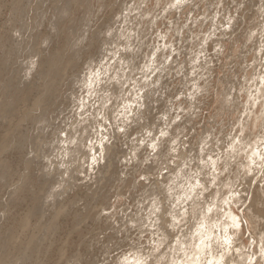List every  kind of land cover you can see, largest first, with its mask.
Segmentation results:
<instances>
[{"label":"rangeland","instance_id":"374dc122","mask_svg":"<svg viewBox=\"0 0 264 264\" xmlns=\"http://www.w3.org/2000/svg\"><path fill=\"white\" fill-rule=\"evenodd\" d=\"M171 1L0 0V264H112L113 253L130 241L151 237L152 243H159L164 232L161 220L157 218V226L151 224L156 220L155 212L159 213L157 207L173 199L166 198L167 189L176 186L170 191L175 193L185 176L212 178L201 167L205 160L194 158L198 147L214 160L220 157L213 174L215 183L220 184V194L227 192L234 198L229 200V208L240 232L232 244L240 248L234 250L250 257L246 264H259L258 255L254 259L250 252L256 251L259 240L264 243V238L256 240L254 236H264V217L257 219V226L250 212L245 215L248 211L240 206V193L234 191L237 192L238 173L243 170L241 157L247 163L238 146L264 143L255 131L264 129L261 96L253 92V87L247 90L259 67L257 54L264 50V0H185L179 9L171 6ZM124 15L127 22L122 23ZM211 21L216 27L210 28ZM226 21L230 25L224 28ZM222 31L225 35H221ZM122 32L124 35L117 41ZM126 36L128 49L123 45ZM202 37L207 38L203 47L197 45ZM151 46H160L157 53L165 52L168 58L164 64L154 63L157 68L148 70L151 74L144 79L136 65ZM119 50L123 56H130L128 68L123 71L125 78L114 76V80L102 82V90L111 89L108 93L88 95L87 86L80 81L105 54L109 57ZM192 56H198L192 64L194 73L185 77L186 61ZM202 62H208L204 70ZM115 72L118 70L110 73L112 78ZM58 73L60 81L54 82ZM158 74L159 81L152 84ZM189 78L197 81L187 83ZM20 81L27 85L19 86ZM140 82L147 87L135 96L141 106L131 103L133 108L139 106L137 112L128 114L129 120L116 117L115 126L105 123L109 131L105 143L115 144L118 153L111 176H105L101 167L106 160L101 157V161L99 155L92 167L85 163L86 159L75 158L72 175L61 174L67 165L58 162L87 150L95 131L90 127L89 114L79 105L91 101L97 108L102 103L100 99L108 94L109 102L103 107L109 106L105 108L110 116H116L113 111L119 98L113 85L118 84L121 91L130 89L127 95L132 97L136 90L133 86ZM195 83L198 87L188 91V95L193 93L188 97L185 90ZM228 92L231 95L223 97ZM235 93L239 99H233ZM224 98L235 106L224 107ZM247 101L251 111H243ZM162 123L167 125L165 134L149 143V137ZM80 127H86L83 134L87 141L78 145L82 135H76L77 145H72L68 133ZM105 129L102 127L103 132ZM60 138L68 139L61 144ZM230 141L235 144L232 153L228 148L223 150ZM177 149L175 158L168 155ZM233 153L237 157H232ZM166 166L173 169V175L166 174ZM178 170L185 176L173 179L175 184L168 181L158 185L163 177L171 178ZM48 171L58 175L52 180ZM213 188L216 187L203 191L201 198ZM186 204L180 206L188 213L190 206ZM216 207L212 206L214 213L221 211ZM187 213L184 220L180 217L181 222L167 230L185 232L190 222ZM143 219L148 220L145 225ZM136 259L130 254L123 256L121 264H133Z\"/></svg>","mask_w":264,"mask_h":264},{"label":"bare ground","instance_id":"6f19581e","mask_svg":"<svg viewBox=\"0 0 264 264\" xmlns=\"http://www.w3.org/2000/svg\"><path fill=\"white\" fill-rule=\"evenodd\" d=\"M184 1L185 0H172L171 2H169V4H171V6H175V8L179 9L181 4H182V2H184ZM227 21L223 23L222 27L225 28V27L230 25V23L227 22ZM124 22H127L125 15H124V17L122 19V23H124ZM212 26L216 27L214 25L213 21H211V27L210 28H212ZM210 28H209V30H211ZM212 31H213V29H212ZM123 35H124L123 32H122V34L117 35V37H116L117 41ZM221 35H225V31H222ZM114 40H115V38H114ZM205 40H207V38L202 37L198 41L197 45H200V46L203 47V44H204ZM123 43H124L123 45L125 46V48L128 49L129 48V37H127V39H125V42H123ZM216 43H217V41H216ZM216 43H215V46H216ZM112 45H113V43H112ZM163 45H164V43H163ZM159 48H160V46H153L148 53H146V54H144L142 56V60L137 63L136 68L140 71V74H141L140 77L141 78L147 79L149 77V75L151 74L150 73L151 71L148 72V70L151 69L153 71L155 68H157V66L153 65L154 63H158L159 65L165 63V60L168 58V56L167 57L165 56V55H167L165 52H159V54H158L157 50H159ZM203 50H205V49L203 48ZM214 52H215V50H214ZM258 54H257V61H258L259 67L258 68L256 67L257 70H256V72L254 71L255 74L252 72L254 74L255 78L251 79V81L253 83L251 85H249L248 88L247 87L246 88H247L248 91H250V88L253 87L254 88L253 92H258L259 96H262V95H264V88H261L264 85V63L262 64L261 61L264 62V50L262 52L260 51V53H258ZM129 57L130 56H126V55L123 56V54L119 50L118 52L114 51L112 53V55L109 56V57L105 54L102 58H100V60L97 62L96 67H94V69L92 71H90L83 80L80 81V82H83V84H85L87 86L86 93H88V95H91L92 93L95 94V92L103 91L105 93H108L109 91H111V89L102 90L103 89L102 82H106V80H108L110 78L114 80V76L117 79H120L122 77L125 78V74H124L123 71L126 68H128L129 64L127 63V60H128ZM154 57H156V58L154 59ZM197 60H198V56H196V57L192 56V58L187 59V61H186L187 68H186V70L184 72V76L185 77L190 76L191 74L194 73L193 70H194L195 66H193L192 64L196 63ZM112 61L115 64L118 63V66L113 64ZM254 61H256V59ZM120 62H123L124 65L121 64ZM141 63H142V65H141ZM207 63L206 62H202L200 64L202 70L206 69ZM36 64H37V61L34 62V63H31V66L32 65H36ZM255 66H256V64H255ZM164 68H161V71L164 70ZM116 69L118 70V73L115 72V75H113V78H112L110 73H113V71L116 70ZM171 69H174V68H171ZM27 74L28 73H26V75ZM159 77H160V74L156 75L155 78L152 80V84L157 83L159 81ZM53 81L54 82L60 81V74L59 73L54 77ZM194 81H197V78L196 79H194V78L190 79L189 78L187 80V83L188 82H194ZM23 82L24 81H20L19 82V86L22 87V86H26L27 85V83H23ZM143 84H141V82H140V84L136 83L133 86V87H136V90H135V92H133L132 97L127 95V92L131 91L130 89H128L127 92L126 91H121V88L118 86V84H114L113 85L112 88L115 89L116 94L118 95V98H119V100H117V103H116V108L113 111L114 114H116V116H113V117H111L110 114L108 113V110H106V108L107 107L109 108V106H107V107L105 106L106 108L103 107L104 104L109 102L110 98H108V96H109L108 94L106 96H104L103 99H100V101H102V103L97 108L94 107L95 102H94V104L91 105V101H90V103L88 102L86 104L79 105L80 107H82L84 109L83 110L84 113H88L89 114V117L91 118L90 120L88 119V121L91 122V126H90V124H89V126L91 127V129H95V131L91 135V138L90 139L88 138L89 139V143H90V144H87V146H88L87 148L88 149L83 151V152L80 151L81 155H79L77 157L73 156L72 159H69V158L66 159V157H64L65 159L63 161H61V163L57 161L58 164H60V165L61 164L62 165H67V167H65L62 170L61 174L64 173L66 175L68 173L67 175H69V173H71V175H72L71 171H73L74 168L71 167V165H72L73 162H76L75 161L76 159H78L79 161H83L84 159H86L85 163L89 164L92 167V165L96 164V161L98 160L96 155H99L100 159H101V157H103L106 160V163H105L104 167H101V168L104 169V170L103 169L102 170L104 171L105 176H107L110 173H112V171H113L112 169L114 168V164L116 162L115 159H117L118 153L116 155L115 144L106 145V143H105L106 142L105 137H107V132H109V131H108V125L105 124L104 120L101 119V116L103 114L104 118L107 120V123L108 122L110 123L109 126L110 125H114L115 126V122H118V119L115 120L116 117L125 118L126 120L131 119V117H127V115L131 114V113H136L137 110L139 109V106H141V101L138 98H136L135 96H137V92H140L142 89L147 87L146 84L145 85H143ZM197 87H198V84H196V83L193 84L192 88L191 87H187V89L185 90V94L188 97H192L193 93L188 95L187 92L188 91L194 92V88H197ZM242 87H243V85H242ZM239 89H240L239 87L236 88V90H238V91H239ZM222 95H223V97H228L229 95H231V93L228 92V93L222 94ZM110 96H111V94H110ZM232 96H233L234 100L235 99H239L237 93L232 94ZM141 97L142 96H140V98ZM86 98H88V97H86ZM256 98H258V97H256ZM131 103L136 104V105L139 104V106H136L135 108H133L131 106ZM222 104H223L224 107H226V106L229 107V105L235 106L234 105L235 103L233 104L230 100H227L226 98H224V101L222 102ZM236 105H237V103H236ZM248 105H249V101L243 103V105H242L243 111H251V108ZM253 106L256 107V104L255 105L253 104ZM253 106H251V107H253ZM257 106H258V104H257ZM252 111H254V108L252 109ZM79 115H81V114H79ZM0 116H1V114H0ZM261 117H263V119H264V109H262V108H261ZM173 118H175V117H173ZM21 119H23V118H21ZM111 120H112V123L110 122ZM121 122L123 124H125V122H123V121H121ZM83 123H85V122H83ZM248 123H249V120H247L246 124H248ZM126 125H127V123H126ZM165 125H166L165 123H162L161 125H159L160 129L157 130L158 129L157 128L156 131L154 132V134L151 137H149V140H150V141L148 140L149 143L151 141L155 142V141H158V140L161 139V136H163L165 134V131H166L165 128H164ZM78 127H79V125H78ZM102 127H104V128L107 127V129H105V132L102 131ZM85 128L86 127H80L79 129H76V130L74 129V130H72L71 132L68 133V135L69 134L71 135L70 138H72V139H71L70 143H72V145H75V146L77 145V139H78L77 136L80 135V134L82 136L78 139V145H80V144L81 145H85V143L87 141L86 136L83 134L84 131H85ZM71 129H73V127ZM111 130H112V128H111ZM78 132H79V134H77ZM110 134H112V132H110ZM60 139L61 140H59V143L62 144L68 138H66V139L65 138H60ZM111 139H112V137H111ZM69 141H70V139H69ZM258 142H260V141H257V143ZM67 143H69V142H67ZM248 146H249V148H247ZM234 147H235V144H233V141H230V142H227V144L223 147V150H224V148H226V149L228 148V149L231 150L230 152L232 153ZM238 148H239V150L244 151V155H246V157H247L246 158L247 159L246 165H247L248 172L251 173L252 170L255 169L257 171V176L258 177H259V175L264 174V155L261 154L260 145H258V144L251 145L250 143H246L242 147L238 146ZM68 149H69V147H68ZM8 151H9V149H8ZM63 151H64V149H63ZM73 152L76 153V148L73 150ZM201 152H202V148L201 147H198L197 149H195L194 158H196V160H199V161L205 160V164L203 166H201V167L204 169V174L206 176L210 175L212 178H207V179H203L202 178L201 179L198 176H195L192 179H188V176H185L184 172H182L181 170H178V171L175 172V174L173 176L174 178L171 177V176H170L171 178H169V177L167 178V176H165L166 178L163 177L161 182L158 184L159 186H161L163 183H166L168 181L170 182L173 179L177 180V179H179V177L185 176V179L183 180V183H181L182 184L181 187L178 188V190L175 193L174 192L172 193L170 191L173 190L176 186H172V188H168L167 189L168 195H167L166 198L169 197V198H171V199L173 198V199L166 206L163 207V205H161L162 207L159 208V209L157 207V210H159V213L154 211L156 213V214H154L156 220H153L151 218L153 220V223H152L153 225L151 224V226H157V224H155V222H157V218L158 217L161 220V223L163 225L161 229L164 230L163 234L161 235L163 237V239H167V238H165L168 235V233L166 232V229H169L171 226H173V227L176 226V224H177L176 222H181V221H179L180 217L183 218V220H184L185 215H186L187 212H183V209L185 207L184 206L181 207L180 205L181 204L185 205V203H187L186 205L190 206V210L189 211L187 210L188 211L187 215L190 216L189 217L190 222L188 223L189 226H188L187 230H185V232H183V233L182 232H177L176 230H174L175 238H174V241H173V243L171 245L169 254H168V256L165 259V264H171L172 261H176V264H184L185 260H187L189 262V264H225L226 259L231 260L232 264H246V262L248 261V259L250 257L248 258L244 254L239 253V251L234 250L236 247L240 248L239 247L240 245L239 246L235 245L234 247L232 246L233 242H235L238 239L239 233H240L238 231V228H237V221L233 218L234 216L232 214V211L229 208V205L232 203L231 202L229 204V200L233 201L234 198L230 197V195L229 196L226 195L227 192L220 194L219 189H217V186L220 185V184L219 183H215V175L213 174V171L215 170L216 165L219 164L220 157H219V159L216 158L214 160L209 154H202ZM80 153H78V154H80ZM71 155H72V153H71ZM128 156H129V154H128ZM233 156L237 157V155H235L234 153L232 154V157ZM124 158H125V156H124ZM102 160L104 161V159H101V161ZM82 163H84V162H81V164ZM87 164H86V166H87ZM98 165H99V163H98ZM256 165H260V167L257 168ZM81 166L82 165H79L78 167L81 168ZM225 166H224V168H225ZM177 167L175 169H177ZM243 167H244V165H243ZM56 171L59 172V169H57ZM184 171H186V170H184ZM60 172H61V170H60ZM172 172H171V175H173ZM48 173L49 174H47V173L46 174L48 176H50L52 180L55 179V177L58 175V174L54 173L53 171H48ZM198 175H200V174H198ZM110 176L111 175H109V177ZM27 179H28V177H27ZM67 179H68V177H67ZM67 179H66V181H67ZM205 180H206V182H205ZM254 182H255L254 180L251 181V184H253ZM203 183L206 184V188H205V186L202 185ZM55 184H56V182H55ZM173 184H175V182H173ZM200 185L203 186V187H200V189H198V186H200ZM213 185L216 187L215 189L213 188L215 194H214V196H212L210 198V202H207V201L204 202V208H206V211H205L204 208L200 207L199 201H204V197L201 198L202 196H200V195L202 194L203 191H206V189H208L210 186H213ZM22 186H24V185H22ZM16 191H18V190L16 189ZM234 193H238V192L234 191ZM173 196H176V197H173ZM249 199L253 201V206H252V211L250 212V214H251L250 216H251L253 222L258 226L257 219L258 218L259 219L260 218L263 219V217H264V198H260L259 197V193H257L256 197L249 196ZM162 201H163V204H164V198H163ZM217 201H218V204H217ZM212 206L213 207L217 206L219 208V210L221 209V211H217V212L214 213V211H213L214 208L212 209ZM247 211H248V209H247ZM178 212H180V213H178ZM167 214H169V216H167ZM28 215H30L29 212H28ZM27 217H29V216H24V218H26V219H27ZM150 217H151V215H150ZM141 218H142V216H141ZM260 220H259V223H260ZM146 221H148V220L143 219V224L144 225H145ZM25 225H26L25 228H28L27 227L28 225L26 223L25 224L23 223V227ZM148 226H150V224H148ZM26 230L27 229H25L24 231H26ZM254 236H256V240H258V238H264V236H262V234H255ZM33 239H34V237H33ZM156 242H157V240H156ZM214 246H218L223 251L217 253L216 252V248ZM249 250H250V248H249ZM246 254H248V253L246 252ZM250 254H251L252 258H254V259H255V256L258 255V257L256 259V262L259 261V264H264V243H263V241L259 240L258 244L256 246V251L254 253L250 252ZM252 261H254V260L252 259ZM136 263H140L138 258L136 259V261L133 264H136Z\"/></svg>","mask_w":264,"mask_h":264},{"label":"clouds","instance_id":"9594fccd","mask_svg":"<svg viewBox=\"0 0 264 264\" xmlns=\"http://www.w3.org/2000/svg\"><path fill=\"white\" fill-rule=\"evenodd\" d=\"M259 107L264 109V95L261 96ZM101 119L104 120L105 123L107 122L103 114L101 116ZM255 131L258 135L264 138V129H256ZM260 148L261 154L264 155V143L260 145ZM178 152L179 149H177L176 153L169 152L168 155L175 158ZM151 158L152 154H150V160ZM147 162L148 161H146V163ZM170 164L171 161L169 162V165ZM241 164L244 165V167L242 172L238 173L239 179L236 191L240 193V206L248 209V212L245 213V215H248V213L252 211L253 206V201L249 199V196L256 197L257 193H259V197L264 198V174H261L258 177L257 171L255 169H253L252 172L249 173L247 170L246 161L243 157H241ZM172 170L173 169L170 166H166L165 168L166 174H170ZM253 180L256 181L255 185L251 184V181ZM214 194V190L209 189V191L204 194V201H199L200 207L204 208V202H210V198L214 196ZM204 210L206 211V208H204ZM166 232L168 233L167 239L164 240L163 238H161V242L156 244L152 243L151 237H145L142 240L138 241H130L125 248L119 250L116 253H113L114 259L112 261V264H121L122 257L129 254L137 256L140 264H165V259L169 254L171 245L175 238L174 233H171L167 229ZM214 247L216 248L217 253L223 251L218 246ZM171 264H176V261H172ZM184 264H189V262L185 260ZM225 264H232V261L226 259Z\"/></svg>","mask_w":264,"mask_h":264}]
</instances>
